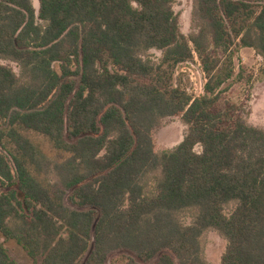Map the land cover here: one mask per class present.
I'll return each instance as SVG.
<instances>
[{
  "label": "trees",
  "instance_id": "16d2710c",
  "mask_svg": "<svg viewBox=\"0 0 264 264\" xmlns=\"http://www.w3.org/2000/svg\"><path fill=\"white\" fill-rule=\"evenodd\" d=\"M37 1L0 0V60L20 70L0 62L4 240L34 264H107L117 250L138 259L121 264H212L213 230L220 264H264V128L221 102L242 78L235 53L264 62V0H192L188 37L175 0ZM194 55L197 96L174 80ZM176 116L183 139L156 149ZM0 264H17L2 241Z\"/></svg>",
  "mask_w": 264,
  "mask_h": 264
},
{
  "label": "rangeland",
  "instance_id": "374dc122",
  "mask_svg": "<svg viewBox=\"0 0 264 264\" xmlns=\"http://www.w3.org/2000/svg\"><path fill=\"white\" fill-rule=\"evenodd\" d=\"M33 5L38 9V1L32 0ZM173 8L180 15V29L188 37L192 32L191 27V10L192 0H175ZM149 54L152 59H158L161 52L156 49L150 50ZM1 63L9 65L16 74L20 73L16 63L9 60H0ZM54 67L59 71L57 63ZM235 72L242 70V78L237 81L234 77L230 79L223 87L222 104L227 103L235 106V113L242 114L249 112V123L264 128V62L252 48H241L234 54ZM263 72V73H262ZM235 73V74H236ZM251 75V78H250ZM78 81V78H75ZM174 80L180 81L189 88L195 96L202 93L205 76L201 64L196 55L192 61L183 62L177 65L174 73ZM186 133V126L181 122L178 116L165 118L160 126L154 132L156 149H170L178 145ZM196 151L201 147L197 145ZM71 191H67L64 197V203L73 209L85 210L88 207H80L70 202L69 196ZM0 241L8 250L10 256L17 264H34L33 260L27 253L13 240H4L0 235ZM205 257L212 264H220V257L225 249L226 241L216 231L209 230L205 233L204 238ZM122 257H135L134 253L128 250H117L109 255L107 264H121Z\"/></svg>",
  "mask_w": 264,
  "mask_h": 264
},
{
  "label": "crops",
  "instance_id": "0c3cea01",
  "mask_svg": "<svg viewBox=\"0 0 264 264\" xmlns=\"http://www.w3.org/2000/svg\"><path fill=\"white\" fill-rule=\"evenodd\" d=\"M244 48H248V47H244Z\"/></svg>",
  "mask_w": 264,
  "mask_h": 264
}]
</instances>
